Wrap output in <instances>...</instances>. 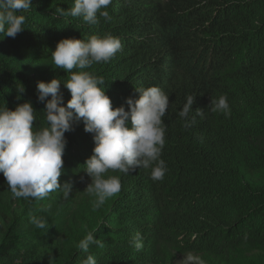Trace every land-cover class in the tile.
Wrapping results in <instances>:
<instances>
[{
  "label": "trees",
  "instance_id": "trees-1",
  "mask_svg": "<svg viewBox=\"0 0 264 264\" xmlns=\"http://www.w3.org/2000/svg\"><path fill=\"white\" fill-rule=\"evenodd\" d=\"M73 3L32 0L23 13L25 30L15 39L0 33V107L31 101L34 127L46 126L37 83L68 79L52 62L57 43L110 33L121 39L122 51L84 71L104 77L113 108L127 110L126 98L138 97L135 88L155 85L169 95L161 156L167 172L154 181L151 168L127 175L109 170L120 176L121 191L96 211L88 195L77 202L60 191L43 200L15 198L0 173V189L12 194L11 203L0 201V264H82L86 254L77 245L85 229L104 241L89 249L97 264H173L168 245L206 264H264L239 253L264 252V0H112L111 20L101 17L96 25L56 14ZM61 93L66 106L71 94L63 84ZM188 95L196 96L189 119L196 109L204 116L186 128L178 112ZM221 95L228 115L211 110ZM65 137L59 179L75 185L87 177L83 164L95 145L82 122ZM33 216L47 227L36 228ZM137 231L140 250L129 244ZM53 234L55 245H39Z\"/></svg>",
  "mask_w": 264,
  "mask_h": 264
},
{
  "label": "clouds",
  "instance_id": "clouds-1",
  "mask_svg": "<svg viewBox=\"0 0 264 264\" xmlns=\"http://www.w3.org/2000/svg\"><path fill=\"white\" fill-rule=\"evenodd\" d=\"M112 0H74L73 6L64 10L56 8L59 17H80L89 25L99 23V18L110 21L107 9ZM32 0H0V33L15 39L25 30L26 16ZM122 51L121 39L110 33L90 35L85 39H61L51 52L56 69L68 73V79L54 78L50 82L37 83V100L45 104L43 112L46 126L36 128V111L31 101L17 104L10 110L6 104L0 107V173L15 198L25 201L43 200L52 192L60 191L65 200L73 191V182L61 183L64 169L63 156L67 146L65 133L74 131V125L82 122L84 131L92 134V155L84 162V171L90 183L85 192L91 197L94 211L99 210L109 198L121 191V178L107 175L109 170L125 175L137 169L151 168V179L163 180L167 172L161 158L165 146L166 125L164 117L169 108V95L159 86L135 88L138 97H127L125 105L113 108L106 94L105 79L84 69L96 63H108ZM74 69L76 71H74ZM61 84L70 92L71 99L63 104ZM23 94L25 88H18ZM50 97V98H49ZM196 96L188 95L178 112L184 127H191L196 116L203 118L201 109L193 112ZM213 112L230 114L226 95L210 102ZM129 122L131 127H129ZM85 176H80V182ZM38 229H45L43 217H31ZM77 247L86 254L82 264H97L89 252L91 246L104 247L93 231H87ZM136 250L143 247L142 233L137 231L129 241ZM176 264H206L200 256L189 251Z\"/></svg>",
  "mask_w": 264,
  "mask_h": 264
},
{
  "label": "rangeland",
  "instance_id": "rangeland-1",
  "mask_svg": "<svg viewBox=\"0 0 264 264\" xmlns=\"http://www.w3.org/2000/svg\"><path fill=\"white\" fill-rule=\"evenodd\" d=\"M88 183H90V178H88V177H85L84 182H80V179H79L73 187V191L69 197L70 200H72L73 202H77V201L81 200V198H84L87 195V193L84 190L87 187ZM11 199H12V194L8 193V189H6V188L0 189V201L5 200V201L11 203ZM14 202H15V199H14ZM58 237H59V235H57V234L48 235V237H45L42 239V243H40L39 245L46 244L49 241H51L50 245H55L56 242L59 240ZM166 253H167V256L169 257V259L172 260L173 264H176V262L178 260H181L183 258V255L187 254L188 252H184V253L181 252L180 250H178V247L176 245H168L166 247ZM239 253L244 258L245 257L246 258L257 257L259 259L264 260V252L263 251L244 249V250L240 251ZM193 254H196V253H193Z\"/></svg>",
  "mask_w": 264,
  "mask_h": 264
}]
</instances>
